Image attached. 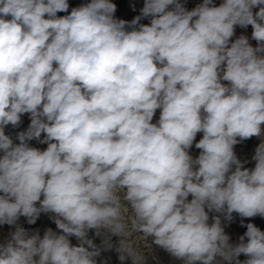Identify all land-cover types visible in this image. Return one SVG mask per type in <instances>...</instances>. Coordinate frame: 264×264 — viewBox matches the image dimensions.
<instances>
[{
	"label": "clouds",
	"instance_id": "1",
	"mask_svg": "<svg viewBox=\"0 0 264 264\" xmlns=\"http://www.w3.org/2000/svg\"><path fill=\"white\" fill-rule=\"evenodd\" d=\"M259 5L203 0L189 11L179 0H144L145 25L116 19L111 0L65 16L57 13L67 0H0V224L50 212L63 233L18 227L0 245V264H96L92 229L120 236L119 258L132 264H145L132 233L184 264H264V231L248 223L233 246L219 216L208 223V211L264 217V142L254 169L234 152L264 125ZM237 25L252 26L256 48L245 36L230 44ZM25 113L31 123L14 144L4 129ZM42 133L47 148L30 147Z\"/></svg>",
	"mask_w": 264,
	"mask_h": 264
},
{
	"label": "rangeland",
	"instance_id": "2",
	"mask_svg": "<svg viewBox=\"0 0 264 264\" xmlns=\"http://www.w3.org/2000/svg\"><path fill=\"white\" fill-rule=\"evenodd\" d=\"M134 1L137 2V1H144V0H134ZM223 2L224 0H212V4L214 6H219ZM87 3H90V0H77V3H75V5H73L70 8V10L67 12L66 15L70 14L73 8L80 7L81 5H84ZM202 3H203V0H195L191 2L189 5H187L188 6L187 10L190 11ZM131 5H132V0H131ZM182 5L184 7L186 6V4H182ZM260 7H264V5L253 7L252 9L253 14L258 12ZM118 15H121V14H118ZM7 18L10 19V17H7ZM252 32H253V28L251 25H248L247 27H241L239 25L235 26L234 35L230 38V44L231 42H234L239 37L245 36L248 38L249 44L253 48H256L257 41L252 38ZM258 55H264V53H259ZM222 83L227 84L228 82L223 81ZM160 111H161L160 109L156 110L153 116V119H152V123L158 122L159 117H160ZM261 127H262V133L260 136H253L251 138H248L249 140L245 139L243 141H240L234 146V152L236 156L238 157V159L242 162L243 168H247L251 170V169H254L255 167L254 163H256V161L253 159V157L255 155L256 148L261 142H264V125H262ZM202 136H203L202 132L197 133L195 140L193 142V145L188 150L190 156L193 159L197 158L201 152L200 149L195 147V144L198 143L200 139H202ZM237 139L239 140V138ZM233 169H234V166H233ZM191 199L192 197L191 195H189L188 200L190 201ZM205 210L208 211L207 208ZM45 214H48V213H45ZM52 214H50V216H53V218H47L46 220L44 218L46 217V215H44V213L41 212V214L39 215L40 219L39 218L37 219H39L38 226L40 227L42 225L43 227L41 226L39 229V227L37 226L36 228H38L37 229L38 231H34L35 229L34 228L33 230H30V231L26 230V232L29 235L38 233L41 238L43 237L47 229H52V231L56 232L57 234H63L62 230L57 228V225L54 222L55 215L54 213ZM208 215H209V220H208L209 224L213 222L216 216H219L220 221H221V226L223 227L224 232L229 236V243L233 246L240 243V237L244 236V233L247 231L246 226L248 223H252L256 227H258L261 231H264V217L260 215H257L251 218H246V217H241L238 213L233 212L231 214L230 220L226 217V214L224 212L217 213L215 211H208ZM41 221H45L43 222L44 225L42 224ZM16 228H18V225H13L12 227H9L8 224H0V245L6 244L11 239L10 236L12 235V233L16 231ZM41 229H42V232L40 231ZM95 231L96 230L94 229L89 230L87 233V238L91 239L93 241V244L99 250V255L94 257V259L96 260V264H132L131 257H127L124 261H121L119 258L121 254L118 251L120 240H121L120 236L113 235L105 229H101L100 234H96ZM128 239L133 243V245L140 252L144 253L145 264H184L183 260L173 257L166 250H164L160 246L153 243L152 237H148L147 239H145L139 233H132L131 236L128 237ZM69 240L71 244L74 246L79 245L80 243V241L75 236H70ZM246 241H247V237H245V242ZM85 247H87V245H85ZM237 259L243 262L244 260L247 259V257L244 254H241ZM215 264H228V262L224 261L223 258L218 256L216 258ZM232 264H235V260L232 262Z\"/></svg>",
	"mask_w": 264,
	"mask_h": 264
},
{
	"label": "bare ground",
	"instance_id": "3",
	"mask_svg": "<svg viewBox=\"0 0 264 264\" xmlns=\"http://www.w3.org/2000/svg\"><path fill=\"white\" fill-rule=\"evenodd\" d=\"M195 0H179V2L181 4H186L185 9L187 10L188 6L191 2H193ZM68 4H69V8L68 11L70 10V8L75 5V3H77V0H67ZM112 3H114L116 5V11L114 13V17L118 20H125V21H132L135 17L137 16H141V9L144 6V1H134L132 0V5H131V0H111ZM173 6H169V10H171ZM67 11V12H68ZM67 12H58L57 16H65L67 14ZM121 14V15H118ZM124 14V16H123ZM151 21V17H143L141 16V19L139 21V24H145V25H149ZM130 30V29H129ZM31 123V119H30V114L25 113L21 115V120L20 123L17 126H12L11 124L7 125L4 129L5 134L10 136V138L13 140L14 144H19L20 141L17 139V136L20 132L26 131L29 127ZM45 138V134L42 133L40 139H32L27 141V143L29 144L30 147H34L37 148L41 151L45 150L47 148V143H41L40 141L43 140ZM249 140V139H248ZM3 155V152L0 151V156ZM255 164V163H254ZM234 170V169H233ZM3 193H0V195H2ZM41 199H43V197H41ZM37 207H39V203L37 202ZM44 213V212H43ZM212 213V212H211ZM50 214L52 213H48L45 214L46 217H44L46 220L47 218H53V216H50ZM223 214V213H222ZM43 215V214H42ZM53 215V214H52ZM55 215V214H54ZM237 217V216H236ZM39 218V217H38ZM43 218V219H44ZM40 219V218H39ZM39 219H36L35 223H28V219L24 216H20L19 219L16 221V224L14 225H18V227H22L25 231L27 230H33L34 231H38L36 228L39 224ZM42 219V220H43ZM233 220V219H232ZM42 224L45 221H41ZM228 222V221H227ZM224 224V223H223ZM236 224V223H235ZM9 225V224H8ZM41 225V224H40ZM44 225V224H43ZM50 225V224H49ZM13 225H9V227H12ZM42 226V225H41ZM40 226V227H41ZM47 226V225H46ZM54 226V224H53ZM39 227V226H38ZM39 227V229H40ZM43 227V226H42ZM17 229V228H16ZM93 230V229H92ZM42 232V229L40 230ZM96 232V231H95ZM35 234V233H34ZM97 234V232H96ZM100 234V232H99ZM11 237V236H10ZM101 240V239H100ZM101 242V241H100Z\"/></svg>",
	"mask_w": 264,
	"mask_h": 264
}]
</instances>
